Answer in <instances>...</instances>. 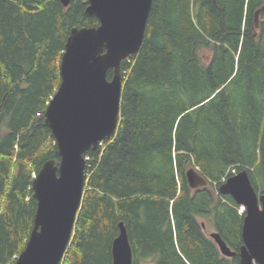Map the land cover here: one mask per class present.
<instances>
[{
    "label": "trees",
    "instance_id": "obj_1",
    "mask_svg": "<svg viewBox=\"0 0 264 264\" xmlns=\"http://www.w3.org/2000/svg\"><path fill=\"white\" fill-rule=\"evenodd\" d=\"M263 5L152 0L139 50L121 61L116 131L84 153V193L60 264H111L120 221L132 264H239L244 213L218 186L246 169L264 194ZM86 6L0 0V264L14 263L33 227L34 175L58 162L43 115L70 28L98 25ZM189 167L206 186L189 187ZM206 221L234 256L219 252Z\"/></svg>",
    "mask_w": 264,
    "mask_h": 264
},
{
    "label": "water",
    "instance_id": "obj_2",
    "mask_svg": "<svg viewBox=\"0 0 264 264\" xmlns=\"http://www.w3.org/2000/svg\"><path fill=\"white\" fill-rule=\"evenodd\" d=\"M69 1L60 0L63 6ZM86 3L85 12L94 15L98 25L72 26L64 43L60 82L43 115L59 159L57 164L52 159L45 161L32 180V196L36 200L33 227L13 264H60L84 193V153L116 131L121 61L139 50L152 0ZM259 12L264 16V5ZM185 176L190 188L207 184V179L194 167H189ZM218 191L245 207L239 264H264V194L254 189L246 169L228 176ZM118 227L111 244V264H132L127 230L121 221ZM210 237L223 256L236 254L218 232H211Z\"/></svg>",
    "mask_w": 264,
    "mask_h": 264
},
{
    "label": "rangeland",
    "instance_id": "obj_3",
    "mask_svg": "<svg viewBox=\"0 0 264 264\" xmlns=\"http://www.w3.org/2000/svg\"><path fill=\"white\" fill-rule=\"evenodd\" d=\"M240 206H241V205H240ZM240 206H239V208H238V212L241 213L242 210L240 209ZM206 226H207V231H206L207 234H208L209 232L213 231V226L211 225L210 222H207V221H206Z\"/></svg>",
    "mask_w": 264,
    "mask_h": 264
},
{
    "label": "built area",
    "instance_id": "obj_4",
    "mask_svg": "<svg viewBox=\"0 0 264 264\" xmlns=\"http://www.w3.org/2000/svg\"><path fill=\"white\" fill-rule=\"evenodd\" d=\"M101 144V143H100ZM88 157H85V160L87 159ZM85 165H86V163H85ZM85 174H86V172H85ZM222 180L224 181L225 180V176L224 177H222ZM240 209L243 211L244 210V207L241 205L240 206ZM241 211V212H242Z\"/></svg>",
    "mask_w": 264,
    "mask_h": 264
},
{
    "label": "flooded vegetation",
    "instance_id": "obj_5",
    "mask_svg": "<svg viewBox=\"0 0 264 264\" xmlns=\"http://www.w3.org/2000/svg\"><path fill=\"white\" fill-rule=\"evenodd\" d=\"M211 232H213V231H211ZM211 232L208 233V236H209V237H210V233H211ZM210 238H211V237H210ZM211 239H212V238H211ZM212 240H213V239H212Z\"/></svg>",
    "mask_w": 264,
    "mask_h": 264
}]
</instances>
